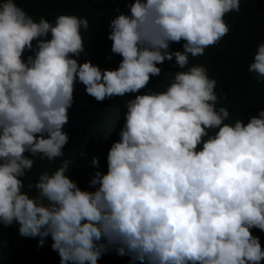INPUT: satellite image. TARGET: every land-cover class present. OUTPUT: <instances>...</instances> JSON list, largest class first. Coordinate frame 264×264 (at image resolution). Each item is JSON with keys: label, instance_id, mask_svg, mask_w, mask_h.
<instances>
[{"label": "clouds", "instance_id": "9594fccd", "mask_svg": "<svg viewBox=\"0 0 264 264\" xmlns=\"http://www.w3.org/2000/svg\"><path fill=\"white\" fill-rule=\"evenodd\" d=\"M240 3L126 0L128 11L111 19L107 37L122 59L102 70L78 62L87 18L35 21L3 0L0 225L17 224L21 237H39L38 247L51 237L60 264H98L112 253L129 264H261L264 249L252 229L264 232V110L246 124L225 123L230 112L216 107V79L190 65L229 33L224 18ZM182 41V50L171 49ZM173 58L181 70L167 73L163 91L126 101L107 171H95L93 190H82L68 175L73 160L64 158L75 83L97 102L124 97L147 88L161 75L157 65ZM247 70L264 81V43ZM25 153L60 164L25 185L35 163ZM91 163L99 169L96 157Z\"/></svg>", "mask_w": 264, "mask_h": 264}, {"label": "trees", "instance_id": "16d2710c", "mask_svg": "<svg viewBox=\"0 0 264 264\" xmlns=\"http://www.w3.org/2000/svg\"><path fill=\"white\" fill-rule=\"evenodd\" d=\"M3 0H0L2 3ZM30 14L35 21L44 17L54 22L60 14L85 17L89 21L87 32L82 30L85 53L78 58L79 63L91 61L103 69H116L122 59L111 52V41L107 38L110 32L109 22L116 15L126 13V0H14ZM119 9V13L116 11ZM230 26L229 33L216 45L205 50L203 56L191 58V64H200L207 68L210 78L217 81L215 92L218 96L217 109L227 107L229 120L234 123L241 119L245 124L252 116L264 110V81L257 82L256 75L248 72V65L260 43H264V0H241L240 11L230 12L225 16ZM181 43L170 45L173 51L182 50ZM32 53H25V56ZM109 57H111L109 59ZM162 69L161 75L151 77L147 88L139 93L124 97H113L103 102L85 92V87L77 82L74 86V102L68 110L69 120L63 131L69 136L64 147V158L73 160L68 172L69 177L77 182L82 190L89 189L88 182L95 171H107V153L111 144L119 140V131L124 123L125 103L135 95L145 94L149 89L163 91L170 82L167 73L180 71L175 60L157 65ZM186 70V69H185ZM163 85L164 87H161ZM227 94V99H221ZM35 160L34 167L26 172L25 185L34 183L43 170H54L60 164L57 158L53 162L47 159ZM99 160V169L92 165V158ZM27 190V188L25 189ZM35 195V192L32 193ZM258 236L264 249V232L252 229ZM37 238H25L18 234V225L9 227L0 225V264H60L58 253L51 249V237L42 247H38ZM98 264H129V258L119 257L115 253L104 255ZM264 264V261H261Z\"/></svg>", "mask_w": 264, "mask_h": 264}]
</instances>
